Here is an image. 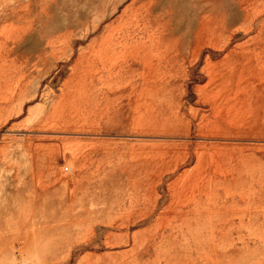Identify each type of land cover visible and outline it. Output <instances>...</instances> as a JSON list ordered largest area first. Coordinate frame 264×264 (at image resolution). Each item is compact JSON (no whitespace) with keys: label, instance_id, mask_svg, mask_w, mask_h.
<instances>
[{"label":"rangeland","instance_id":"374dc122","mask_svg":"<svg viewBox=\"0 0 264 264\" xmlns=\"http://www.w3.org/2000/svg\"><path fill=\"white\" fill-rule=\"evenodd\" d=\"M263 46L264 0H0V264H264Z\"/></svg>","mask_w":264,"mask_h":264},{"label":"bare ground","instance_id":"6f19581e","mask_svg":"<svg viewBox=\"0 0 264 264\" xmlns=\"http://www.w3.org/2000/svg\"><path fill=\"white\" fill-rule=\"evenodd\" d=\"M201 17H202V16H201ZM215 18H216V17H215ZM259 40H260V39H259ZM200 42H201V41H200ZM254 47H255V46H254ZM263 47H264V46H263ZM263 47H262V48H263ZM262 48H261V49H262ZM235 52H236V51H235ZM241 54H242V53H241ZM241 56H242V55H241ZM244 64H245V63H244ZM244 64H243V65H244ZM230 67H231V66H230ZM257 71H258V69H257ZM234 73H235V72H234ZM259 73H260V70H259ZM210 74H211V73H210ZM210 74H209V76H211ZM226 74H227V73H226ZM231 74H232V73H231ZM262 74H264V73L262 72ZM214 75H215V74H214ZM219 75H220V74H219ZM221 75H222V74H221ZM247 75H248V74H247ZM227 76H228V75H227ZM231 76H232V75H231ZM216 77H217V76H216ZM217 78H218V77H217ZM217 78H216V79H217ZM224 78H227V77H224ZM221 79H222V78H221ZM213 80H214V77H213V78L210 77V82H212ZM223 80H225V79H223ZM247 80H248V79H247ZM247 80H246V81H247ZM228 81H229V80H228ZM219 82H221V81H219ZM229 82H230V81H229ZM223 83H225V82H223ZM212 84H213V83H212ZM212 84H211V85H212ZM215 84H217V83H215ZM221 84H222V83H221ZM228 85H229V84H228ZM223 86H224V85H223ZM218 87H220V86H218ZM222 88H223V87H222ZM223 89H224V88H223ZM255 89H256V88H255ZM217 90H219V89H217ZM217 90H216V91H217ZM225 90H226V89H225ZM235 90H236V89H235ZM221 91H222V90H221ZM219 92H220V91H219ZM223 92H224V91H223ZM224 93H225V92H224ZM226 93H227V92H226ZM217 94H220V93H217ZM218 97H219V96H218ZM218 97H214V98H218ZM223 97H224V96H223ZM229 97H230V99L233 98V96H232V98H231V95H230ZM211 99H213V98H211ZM222 99H224V98H222ZM228 99H229V98H228ZM233 99H234V98H233ZM215 101H216V100H215ZM212 102H214V101H212ZM216 102H217V101H216ZM227 102H228V101H226L225 103H227ZM231 102H232V101H231ZM217 103L220 104L221 102H220V103L217 102ZM213 104H214V103H213ZM215 104H216V103H215ZM222 104H223V103H222ZM211 107H213V106H211ZM214 109H215V108H214ZM219 109H220V108H219ZM218 111H219V110H218ZM226 112H227V111H226ZM218 113H219V112H218ZM200 149H201V147H200L198 150H200ZM196 151H197V150H196ZM204 152H205V151H204ZM202 155H205V154H202ZM206 155H207V153H206ZM200 157H201V156H200ZM199 160H201V158H199ZM207 161H208V159H207ZM208 163H209V162H208ZM202 164H203V162H202ZM200 166H201V164H200ZM188 179H189V178H188ZM190 179H191V178H190ZM190 179H189V180H190ZM192 181H193V180H192ZM185 182H186V181H185ZM177 183L179 184L180 182H177ZM183 183H184V182H183ZM186 183H187V182H186ZM175 184H176V183H175ZM175 184H174V185H175ZM183 186H185V185H183ZM197 186H198V185H197ZM200 187H201V186H200ZM201 188H202V187H201ZM175 190H177V189H175ZM181 190H182V189H181ZM183 191H185V190H183ZM190 191H191V190H190Z\"/></svg>","mask_w":264,"mask_h":264}]
</instances>
